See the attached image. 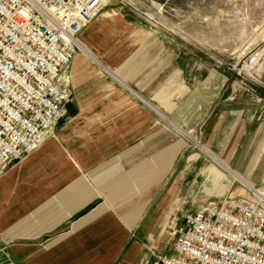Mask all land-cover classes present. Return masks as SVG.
<instances>
[{
  "label": "crops",
  "instance_id": "crops-1",
  "mask_svg": "<svg viewBox=\"0 0 264 264\" xmlns=\"http://www.w3.org/2000/svg\"><path fill=\"white\" fill-rule=\"evenodd\" d=\"M79 40L66 117L0 174V264H137L184 212L264 182V90L228 93L117 8Z\"/></svg>",
  "mask_w": 264,
  "mask_h": 264
},
{
  "label": "built area",
  "instance_id": "built-area-1",
  "mask_svg": "<svg viewBox=\"0 0 264 264\" xmlns=\"http://www.w3.org/2000/svg\"><path fill=\"white\" fill-rule=\"evenodd\" d=\"M104 6V0H0V174L66 117L79 34ZM168 235L171 250L149 249L137 264H264V187L184 212Z\"/></svg>",
  "mask_w": 264,
  "mask_h": 264
},
{
  "label": "rangeland",
  "instance_id": "rangeland-1",
  "mask_svg": "<svg viewBox=\"0 0 264 264\" xmlns=\"http://www.w3.org/2000/svg\"><path fill=\"white\" fill-rule=\"evenodd\" d=\"M104 2L102 12L117 8L125 19L159 29L168 38L178 40L180 51L195 61L204 58L210 71L227 77L219 83L228 93L264 90V0ZM257 187H264V182Z\"/></svg>",
  "mask_w": 264,
  "mask_h": 264
},
{
  "label": "bare ground",
  "instance_id": "bare-ground-1",
  "mask_svg": "<svg viewBox=\"0 0 264 264\" xmlns=\"http://www.w3.org/2000/svg\"><path fill=\"white\" fill-rule=\"evenodd\" d=\"M102 12V11H101ZM100 12V13H101ZM83 47V46H82ZM84 51V50H83ZM78 54V53H77ZM76 54V55H77ZM75 55V56H76ZM251 189H253V190H255L256 192H258V193H261L262 191H263V187H261V188H257L256 186H249Z\"/></svg>",
  "mask_w": 264,
  "mask_h": 264
}]
</instances>
